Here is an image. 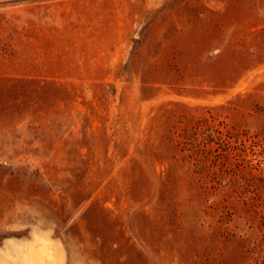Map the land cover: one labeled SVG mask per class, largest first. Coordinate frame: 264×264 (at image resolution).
I'll use <instances>...</instances> for the list:
<instances>
[{"label": "rangeland", "instance_id": "1", "mask_svg": "<svg viewBox=\"0 0 264 264\" xmlns=\"http://www.w3.org/2000/svg\"><path fill=\"white\" fill-rule=\"evenodd\" d=\"M263 215L264 0H0V264H264Z\"/></svg>", "mask_w": 264, "mask_h": 264}, {"label": "trees", "instance_id": "2", "mask_svg": "<svg viewBox=\"0 0 264 264\" xmlns=\"http://www.w3.org/2000/svg\"><path fill=\"white\" fill-rule=\"evenodd\" d=\"M254 212H256V211H254ZM263 218H264V215H263Z\"/></svg>", "mask_w": 264, "mask_h": 264}]
</instances>
